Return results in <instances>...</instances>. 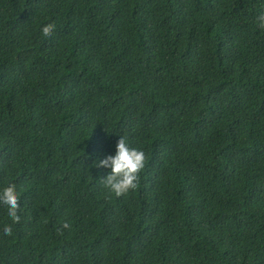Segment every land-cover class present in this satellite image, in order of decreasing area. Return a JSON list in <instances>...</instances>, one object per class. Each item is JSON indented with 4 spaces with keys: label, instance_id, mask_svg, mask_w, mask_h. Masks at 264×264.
I'll use <instances>...</instances> for the list:
<instances>
[{
    "label": "trees",
    "instance_id": "obj_1",
    "mask_svg": "<svg viewBox=\"0 0 264 264\" xmlns=\"http://www.w3.org/2000/svg\"><path fill=\"white\" fill-rule=\"evenodd\" d=\"M262 12L0 0V264H264ZM120 136L145 167L116 197L93 162Z\"/></svg>",
    "mask_w": 264,
    "mask_h": 264
},
{
    "label": "clouds",
    "instance_id": "obj_2",
    "mask_svg": "<svg viewBox=\"0 0 264 264\" xmlns=\"http://www.w3.org/2000/svg\"><path fill=\"white\" fill-rule=\"evenodd\" d=\"M257 20L261 25H264V12L258 14ZM52 29L53 25L47 24L42 27L41 31L44 36H48ZM93 166L110 170L103 178V186L114 196L120 197L136 189L139 173L145 167V153L140 148L132 147L124 136H120L114 153L94 161ZM0 206L4 207L11 221L19 220V195L13 186H5L0 189ZM10 231L9 226L3 228L5 234Z\"/></svg>",
    "mask_w": 264,
    "mask_h": 264
}]
</instances>
